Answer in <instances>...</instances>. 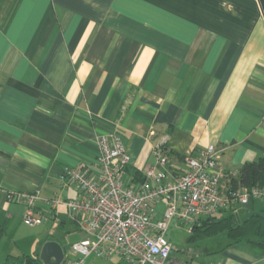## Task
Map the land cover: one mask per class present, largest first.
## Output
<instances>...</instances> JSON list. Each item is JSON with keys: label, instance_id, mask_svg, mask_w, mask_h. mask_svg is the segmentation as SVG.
Wrapping results in <instances>:
<instances>
[{"label": "crops", "instance_id": "1", "mask_svg": "<svg viewBox=\"0 0 264 264\" xmlns=\"http://www.w3.org/2000/svg\"><path fill=\"white\" fill-rule=\"evenodd\" d=\"M113 132L137 180L156 165L163 138L170 177L213 145L226 189L264 153L259 1L0 0V264L29 257L14 240L27 226L24 205L7 194L39 190L36 210L49 215L43 224L77 227L63 205L76 192L59 175L64 167L96 171L95 139ZM232 210L241 218L264 213V196ZM218 237L198 264H264V251ZM35 241L31 264H42L46 242L61 246L56 232L39 231ZM84 264L124 263L89 256Z\"/></svg>", "mask_w": 264, "mask_h": 264}, {"label": "built area", "instance_id": "2", "mask_svg": "<svg viewBox=\"0 0 264 264\" xmlns=\"http://www.w3.org/2000/svg\"><path fill=\"white\" fill-rule=\"evenodd\" d=\"M165 141L163 138L156 150V165L142 171L140 180L128 172L132 157L114 132L95 139L99 151L96 171L88 167L62 169V187L76 192L63 205L85 239L71 245L77 257L63 259L60 264H84L91 255L104 261L118 257L124 264H189L172 256L166 237L172 220L190 233L200 219L264 196V186L222 190L219 156L213 145L187 157L185 171L167 176V158L161 148ZM39 195V190L7 194L8 201L24 205L21 220L29 227L49 218L36 210ZM60 203L58 198L50 201L52 209ZM159 204L164 209L157 218L155 207Z\"/></svg>", "mask_w": 264, "mask_h": 264}, {"label": "trees", "instance_id": "3", "mask_svg": "<svg viewBox=\"0 0 264 264\" xmlns=\"http://www.w3.org/2000/svg\"><path fill=\"white\" fill-rule=\"evenodd\" d=\"M258 1L264 15V0ZM139 177L141 176L139 175ZM227 185V189L231 190L240 187L251 190L264 186V153L258 160L244 163L237 176L229 179ZM222 213V215L200 219L196 222L191 232L188 233V240L224 235L229 241V245L244 242L264 251V213L251 214L244 218H241L238 213H234L232 209ZM168 240L170 241V239ZM35 260L28 256L10 257L5 264H31Z\"/></svg>", "mask_w": 264, "mask_h": 264}, {"label": "rangeland", "instance_id": "4", "mask_svg": "<svg viewBox=\"0 0 264 264\" xmlns=\"http://www.w3.org/2000/svg\"><path fill=\"white\" fill-rule=\"evenodd\" d=\"M163 204H159L155 207V212L157 213V218L161 217L163 212ZM176 220H172L167 230L166 237L170 239L171 246L173 248L172 256L179 260H191L193 264H198L199 262H206L202 261L203 259L208 258L211 256V252L214 251V247L219 245L220 237L214 238H206L200 237L193 241L188 240V233L185 227L177 225ZM44 233L47 235L49 234L54 235L58 233L60 236V244L63 249L64 257L69 259H75L77 257L76 253L72 250L71 245L75 242L82 241L85 239V235L81 233L76 225L70 220L67 221L66 224L63 226H59L58 224H43L36 228H32L29 226H25L20 224L19 228L15 232V241L26 249L27 255L29 257L35 259V250L36 252L39 251V247L36 245V235L38 232ZM217 239V240H216ZM220 239V240H219ZM42 249V248H41ZM41 254V252H40ZM40 254L38 255V261L44 264L40 260ZM94 257L91 255V258ZM200 259V260H199Z\"/></svg>", "mask_w": 264, "mask_h": 264}, {"label": "water", "instance_id": "5", "mask_svg": "<svg viewBox=\"0 0 264 264\" xmlns=\"http://www.w3.org/2000/svg\"><path fill=\"white\" fill-rule=\"evenodd\" d=\"M64 259L62 247L55 241L46 242L40 254V260L44 264H60Z\"/></svg>", "mask_w": 264, "mask_h": 264}]
</instances>
